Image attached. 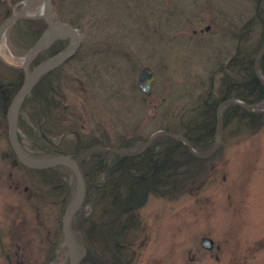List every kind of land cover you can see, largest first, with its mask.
<instances>
[{
    "label": "rangeland",
    "instance_id": "rangeland-1",
    "mask_svg": "<svg viewBox=\"0 0 264 264\" xmlns=\"http://www.w3.org/2000/svg\"><path fill=\"white\" fill-rule=\"evenodd\" d=\"M19 1L0 0V28L21 10ZM233 2L87 0L82 9L72 5L70 14L78 25H71L78 29L81 43L75 57L57 71L56 86L64 110L85 126L83 139L102 135L101 131L111 141L146 138L160 129L164 117L178 119L181 106L194 100L185 94L193 92L192 97H197L218 54L232 50L230 31L253 13L250 0ZM42 3L34 0L29 13L37 14ZM55 15L61 19L59 12ZM11 26L0 44L2 84L11 78L9 67L18 68L28 51L11 44ZM69 43L65 40L59 49ZM144 66L156 73L146 96L138 86ZM177 97L181 98L173 102ZM162 103L173 107L169 114ZM29 110L20 113L26 124L31 119ZM62 116L57 110L52 119L61 122ZM53 129V133L66 131V139L76 147V134L67 132L68 127L61 124ZM18 131L23 142L30 143L22 127ZM15 158L7 118L5 123L0 116V264H69L61 230L66 206L57 204L51 194L41 195L38 174ZM60 174L73 184V196V174L66 170ZM94 211L90 203L82 208L85 217ZM138 215L140 226L130 234L133 255L121 256L112 264H264V126L251 133L236 132L229 125L217 151L182 189L165 196L149 195ZM73 227L87 253L82 230ZM102 234L98 230L96 245L103 244ZM204 235L215 241L212 251L202 247ZM98 247L91 249L100 255Z\"/></svg>",
    "mask_w": 264,
    "mask_h": 264
},
{
    "label": "trees",
    "instance_id": "trees-1",
    "mask_svg": "<svg viewBox=\"0 0 264 264\" xmlns=\"http://www.w3.org/2000/svg\"><path fill=\"white\" fill-rule=\"evenodd\" d=\"M250 1L253 3V13L230 31L234 39L232 50L228 48L224 54H218L209 80L206 85L202 84L205 87L201 88L197 97H192L193 92L185 94L194 100L181 106L179 118L164 117L159 126L160 129L185 135L200 150L209 149L215 140L216 110L220 101L235 97L249 104H257L264 100V85L255 73V58L264 45V0ZM86 2L87 0H53L54 12H59L62 20L77 26V19L70 13L74 7L82 9L88 5ZM237 2L238 0H234L233 3ZM61 7L67 9L63 12ZM45 28L46 22L42 18L16 20L10 28L11 44L29 50ZM62 43L55 42L42 51L34 62L55 52ZM260 66L264 77V54L260 59ZM60 67L45 72L22 105V110L27 107L31 109V119L30 123L26 124L19 116L18 127H22L30 143L23 142L21 135L19 139L30 154L36 157L76 155L94 144L124 150H134L142 146L148 137H120L111 141L110 136L101 131L102 135L92 134L83 139L81 132L85 130V126L79 122V118L70 116V111L64 110L61 105L62 100L56 86L57 71ZM9 71L10 80L4 84L0 83V88L3 86L0 89V116L5 123L7 108L23 78L21 69L9 67ZM181 97L174 98L173 102ZM163 107L168 114L173 109H168L166 103ZM57 110L64 117L61 122L52 119V114ZM65 115H68L67 118ZM223 123L224 129L233 125L236 132L248 130L255 133L264 126V111L254 112L236 104H227L223 110ZM61 124L68 127L67 132L76 134L75 148L66 139V131L52 132L53 127ZM12 153L14 155L13 151ZM208 158L192 154L184 142L168 135L158 136L146 150L134 156L98 150L86 157L82 162L88 184L84 204H92L99 214L94 211V217L93 214L85 217L82 207L74 215L73 225L82 230V237L89 245V250L80 264H112V261L117 262L119 257L132 254L129 249L130 234L140 226L138 209L147 197L152 194L165 196L182 189L185 181L193 178L196 169L201 168ZM19 164L38 174L42 183L41 195L51 194L61 207L68 204L73 184L63 181L60 174V170L73 174L68 166L33 169ZM98 230L99 234L101 230L104 232L100 235L103 244L96 245ZM93 245L100 246V255L91 249Z\"/></svg>",
    "mask_w": 264,
    "mask_h": 264
},
{
    "label": "water",
    "instance_id": "water-1",
    "mask_svg": "<svg viewBox=\"0 0 264 264\" xmlns=\"http://www.w3.org/2000/svg\"><path fill=\"white\" fill-rule=\"evenodd\" d=\"M33 1L34 0H21L20 3H23L24 7L20 11L15 12L13 15L8 17V19L3 23V25H10L15 20L21 18H43L46 22V29L44 30V32L28 50V52L24 56L22 64L20 66H16L22 68L23 70V81L7 108L8 139L14 153L17 156V159L26 166L36 169H44L57 165H65L71 169L75 178V191L63 212L61 225L64 243L68 252L69 264H80L86 253V247L82 239L77 236L78 231L73 227L72 220L75 213L84 205L87 196L88 184L86 176L82 169V162L84 161V159H86V157H88L94 151L98 150L112 151L122 156H134L146 150L151 145L153 140L160 135H168L173 138L179 139L186 144L192 154L200 157H207L214 153L222 142V137L224 134V107L227 104H236L254 112H261L264 111V107L260 109L259 106L264 105V100L257 104H249L246 101L235 97L223 99L219 103L216 110L215 142L206 151L198 150L196 147H194L191 141L181 133L172 132L166 129H158L147 138V140L140 148L136 150L130 151L116 147L95 144L83 150L76 156L66 154H59L49 157L33 156L28 153L22 146L18 136V121L22 105L39 78L45 72L56 68L63 64L65 61L69 60L78 51L81 43V37L78 29L71 24L55 17L53 0H43L41 9L38 12L39 14L24 15L23 12L25 11L26 7ZM206 29H209V26H207ZM66 39H70V43L65 48L41 60L39 63L31 67L34 59L42 50L51 46L55 40ZM263 54L264 45L259 50L255 58V73L260 79L261 83L264 85V77L262 76L260 69V59ZM6 63L9 64L8 62ZM155 79L156 73L150 66H144L140 69L138 76V85L144 93L149 94L151 92L152 84ZM201 244L204 248L212 250L214 248L215 241L209 236H203L201 238Z\"/></svg>",
    "mask_w": 264,
    "mask_h": 264
},
{
    "label": "bare ground",
    "instance_id": "bare-ground-1",
    "mask_svg": "<svg viewBox=\"0 0 264 264\" xmlns=\"http://www.w3.org/2000/svg\"><path fill=\"white\" fill-rule=\"evenodd\" d=\"M29 6H30V5H28V6L26 7L25 11L23 12L24 15H31V14L29 13V11H28ZM37 14H39V13H37ZM8 26H9V24H4V25H2L1 28H0V44H1L2 40H3V38H4V35H5V32H6L7 28H8Z\"/></svg>",
    "mask_w": 264,
    "mask_h": 264
},
{
    "label": "flooded vegetation",
    "instance_id": "flooded-vegetation-1",
    "mask_svg": "<svg viewBox=\"0 0 264 264\" xmlns=\"http://www.w3.org/2000/svg\"><path fill=\"white\" fill-rule=\"evenodd\" d=\"M17 163H19V162L17 161Z\"/></svg>",
    "mask_w": 264,
    "mask_h": 264
}]
</instances>
